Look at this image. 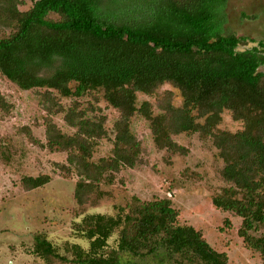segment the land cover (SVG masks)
<instances>
[{"label":"trees","instance_id":"1","mask_svg":"<svg viewBox=\"0 0 264 264\" xmlns=\"http://www.w3.org/2000/svg\"><path fill=\"white\" fill-rule=\"evenodd\" d=\"M27 1L30 7L21 10L26 0H0V78L40 93L48 113L47 146L68 152L79 176L77 203L102 198L103 183L138 163L144 149L130 120L140 114L156 146L168 152H188L173 135L213 139L227 185L212 204L240 219L241 245L264 257V40L222 33L219 14L226 0H157L140 11L141 19L131 16L136 6L127 7V0ZM250 42L256 44L245 48ZM166 82L180 91V106L173 105L169 90L138 106V93L153 96ZM101 90L120 117L111 155L94 161L96 141L107 136L106 116L89 117L78 101L66 109L58 97H96ZM225 111L241 129L218 131ZM59 112L73 134L53 122ZM50 181L49 175L24 176L22 185L33 190ZM224 225L232 228L228 218ZM77 229L90 240L88 249L65 243L62 254L37 234L33 253L45 264H232L225 250L209 243L204 228L180 222L168 197L134 196L114 215H85Z\"/></svg>","mask_w":264,"mask_h":264},{"label":"rangeland","instance_id":"2","mask_svg":"<svg viewBox=\"0 0 264 264\" xmlns=\"http://www.w3.org/2000/svg\"><path fill=\"white\" fill-rule=\"evenodd\" d=\"M127 1V7L136 6L131 16L141 19L143 12L140 11L149 10L157 0ZM30 5L26 0L20 9L26 10ZM219 16L222 33L264 40V0H226ZM255 44L250 42L245 48ZM167 90L174 94L173 105L180 106L183 102L180 91L168 82L159 86L153 96L138 93V106L145 100L154 103ZM39 94L37 90H23L8 79L0 78V96L5 103L0 101V264H45L33 253L37 234L44 235L62 254H65V243H76L88 249L90 240L77 229L83 217L97 213L114 215L119 206H125L134 196L142 201L170 198L180 211V222L204 228L209 243L218 250H225L232 264H264V257L241 245L236 234L240 219L212 204V196L227 185L220 174L223 160L212 138L202 139L198 133L173 135L188 152H168L156 146L149 121L140 114L134 115L130 128L144 149L138 163L133 168H122L112 183H103L102 198L80 206L74 197L79 176L67 162L68 152L47 146L48 113ZM103 95L101 90L97 98L58 97V102L66 109L78 101L79 109H85L89 117L106 116L107 136L96 141L94 161L111 155L114 123L120 117ZM64 114L54 113L53 122L63 133L73 134L75 128L65 121ZM222 117L218 131L242 128V123L235 121L229 111ZM63 165L67 169L62 168ZM39 175H49L51 181L33 190L24 189V176ZM226 218L232 222V228L221 229ZM117 238L116 233L109 244L115 246ZM66 254L71 257L69 252Z\"/></svg>","mask_w":264,"mask_h":264}]
</instances>
